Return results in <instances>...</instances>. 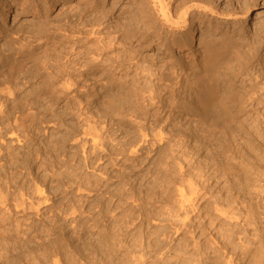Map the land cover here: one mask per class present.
Instances as JSON below:
<instances>
[{
  "label": "rangeland",
  "instance_id": "rangeland-1",
  "mask_svg": "<svg viewBox=\"0 0 264 264\" xmlns=\"http://www.w3.org/2000/svg\"><path fill=\"white\" fill-rule=\"evenodd\" d=\"M6 1L8 2V0L3 1L4 4ZM24 1L25 4L20 6ZM28 1L11 0L8 9L0 6V264H201L203 261L209 264V260L216 262H212L213 264H244L242 246H252L257 242L256 239L264 235V231L261 230L264 214H261L262 210L258 208L255 216H260L256 218L254 216L252 220L244 218L247 214L245 190L237 187L238 182L234 177L229 176L227 180L228 174L224 173L225 164L222 163L224 166L221 164L224 159L219 162L214 159L216 150L220 151L222 148L206 144H198V146L191 140L186 141L185 146L177 144L170 148L165 146L163 141L159 142L156 137L159 127L162 128V136L166 137L169 136L170 125L173 123L177 124L176 129L179 128L178 126L187 128L194 125L195 117L190 112L186 114L184 110H175L169 121L167 119L169 113L165 111L167 109L160 112L161 108H158L160 104L155 107L144 106L141 102L133 105V102L128 100L129 106L127 103L125 105L127 111L134 107L137 113L148 112V119L138 120L144 123V126H141L139 122L134 123L128 113L121 115L120 104L119 113L116 107L119 99L115 96L112 97L115 101L114 109L112 111L105 109L103 105L101 106L99 98L92 100L84 90L87 85H93L98 92L107 90L112 93L118 89L115 84L106 83L104 77L101 80V74L107 73L102 67L86 70V67L80 68L75 64L76 67L70 70L69 75H63L62 79L60 75L59 79H55L54 74L58 69H63L65 57L71 51L75 53L82 46L90 45L85 38L89 26L84 24L94 13L95 8L91 7L94 5L93 0H57L56 3H52L56 0ZM95 1L102 3L104 8L108 9L105 25L107 23L113 25L117 20L122 21L127 15L131 16L128 12L132 8L131 0ZM113 2L117 5L115 4V8L109 11V4ZM34 7L39 11L37 17L27 13ZM253 15L254 12H251L248 17L249 24ZM199 34L195 31L193 35V42L190 45L194 50L193 54L187 48L182 50L175 48L170 56L178 57L180 62L195 59ZM132 41L140 48L138 51L142 55L139 56L140 59L157 55L162 58L168 57L166 54H158L155 46L145 44L143 40L137 42L132 39ZM63 51L67 53L66 56ZM112 53L115 54L109 52L108 56L114 55ZM262 53L264 54V49ZM130 70L126 69L128 73L131 72ZM118 72L116 69L112 72L113 75L110 74L111 81H116ZM67 76L70 81L75 82V88L71 87L73 89L71 93L66 90L65 93L64 89L60 88L63 79ZM49 80H53L52 84ZM145 80L147 77L140 79L141 82ZM160 83L163 84L162 81ZM17 106L19 109L16 108ZM14 107L19 113L22 112L20 116ZM26 110L31 111L26 112ZM157 111L161 114L159 118L157 117L158 120L153 116L158 114ZM29 112H32L31 115ZM22 114L24 117L20 118ZM25 115L28 117L26 118ZM181 115L184 116L180 119ZM141 116H144V113ZM23 118H26V121L22 120L23 124H21L19 121ZM86 118L89 126L92 125L94 128L95 132L92 134L103 132L100 134V139L103 138L104 142L98 141L102 145L99 143L98 146L96 142L99 148L103 146L102 151L95 147V144H91L90 135L85 136L84 128L88 125ZM27 120L31 122L28 123ZM15 121L19 124L17 127ZM141 133H146L147 137L143 138ZM134 135L139 139L137 142L140 139L141 141L134 142L138 146L132 144L133 149L130 142L135 140ZM175 138L177 139L178 136ZM104 146L109 150L112 148L113 150L110 151L112 154ZM128 147L131 148V152L128 151ZM90 148L94 150L91 151ZM160 148H165L168 154L161 157ZM181 150L189 152L194 162L201 161V165L205 166L204 170L210 175L208 182L212 188L207 189L206 198L194 202L196 207L192 210L193 213L189 214L195 217L193 222L191 221L192 225L197 221L204 223L206 232L205 237L201 236L203 240L201 245L195 243L196 241L194 242L186 233L182 234V228L181 232L180 229L174 232L182 225L180 221H186L183 220L184 211L186 209L190 211L188 206L184 209L179 207L178 191L175 188L179 178L178 162L182 160ZM230 150L232 152L239 150L240 155L242 153V148L231 146ZM116 151L119 153L117 154ZM227 152V156L234 155L230 151ZM238 156L236 155L237 158L234 157L235 159L232 160L238 162L241 158L243 162L245 161L243 155ZM221 202L222 205L219 204ZM212 205L221 208L222 213L213 211ZM209 219L213 221L210 222ZM256 220L261 224H256ZM249 221L254 222L250 224ZM23 234L24 236H21ZM224 238L233 242L228 243L226 247L223 243ZM213 239L216 240L215 242L219 239L218 243L213 242V244ZM213 248L218 250L214 249V251ZM166 250L169 254L168 252L165 254ZM201 250L203 255L200 254ZM198 254L202 256L199 257ZM262 262L264 264V257Z\"/></svg>",
  "mask_w": 264,
  "mask_h": 264
},
{
  "label": "bare ground",
  "instance_id": "bare-ground-1",
  "mask_svg": "<svg viewBox=\"0 0 264 264\" xmlns=\"http://www.w3.org/2000/svg\"><path fill=\"white\" fill-rule=\"evenodd\" d=\"M3 1H5V0H0V6H3L2 8L8 9L10 4H11V0H8V2L6 1L5 4ZM113 1H115V0H113ZM56 2H57V0L53 1L52 3H56ZM92 3H94V5L91 6L92 9L95 8L94 13H92L93 15L91 16V18H88V20H86L85 24H84L86 26L87 25L89 26V29H87V31H86L85 38L88 40L87 42L90 43V45L82 46V48H80V50L77 49V51L75 53L73 51H71L69 53V55H67V57H65L66 59L64 61V63H65L64 67L62 66L63 69H61V70L58 69L57 73L54 74V78L57 79L61 75L60 77L62 79L63 75L64 76L69 75L70 70H73V67H76L75 64H78L80 66V68L86 67L85 68L86 70H90L94 67L96 69L98 67H102L103 70H106L107 73L103 74L101 72L102 73L101 74L102 76L100 75L101 80H102V77H104L103 79H106V83L109 82V83L115 84L116 86H118V89L112 93H109L107 90L102 91V92H98V91H96V89L94 88L93 85H87L84 89L86 92V95L88 97H91L92 100L95 98H99L101 101V106L103 105L105 107V109H107L109 111H112L114 109L113 106H114L115 101H113L112 97L115 96L116 98L119 99V103L116 104L117 110H118V105L120 104L119 106H120L121 115L122 116L125 114L127 115V113H128L129 117L132 118V121L134 123H136V122L140 123V121H138V120H141V119L142 120L148 119L147 118L148 112L145 113L146 112L145 111L142 113H137L138 111H137V109H134V107L133 108L131 107L130 110L128 109V111H129L128 112L125 109V107H127V106H125L126 103L128 105V100H131L133 102V105L137 104L138 102L143 103L144 106L149 105L151 107H155L158 104H160V106H158V108H161L160 112H162L163 109H165V108L167 109L165 111H167L169 113V115L167 116V119L169 121L171 120V116L175 113V110H178V111L184 110L187 112L186 114H188L190 112L191 115H193L195 117V124L192 125L193 128H192V126L191 127L188 126L187 128L181 126V128H183V129H181L180 126H178L179 128L176 129L175 127L177 126V124H174V123L171 124L170 123L171 125H170V129L168 132L169 136L164 137V136H162V128L157 127L158 128L157 129L155 127L157 129V133H156L157 136L156 137H158L159 142L163 141L165 146H169V148H170V146H174L177 144H180V145L182 144L183 146H185V143L188 140L193 141L197 145L198 144H201V145L206 144V145H214L215 147H218V148L221 147L222 149L220 151L216 150V154L214 156L215 157L214 159H216L217 162L224 159V161L222 160L223 162H221V164L222 163L225 164V172L224 173L228 174V176L226 175L228 177L227 180H229V176L234 177V179L237 180L236 182H238V184L236 183L237 187H240L242 190H245L246 199H247V204H246L247 214L245 213L246 215L244 218L251 219V220L254 219L255 213H256L258 208L259 209L261 208V210H262L261 214L262 213L264 214V54L262 53V51L264 49L263 48L264 47L263 46L264 45V0H131L130 3L132 4L131 5L132 8H130V10L128 11L129 13H131L130 14L131 16L127 15V17H125L124 20H122V21L117 20L116 22H114L113 25L109 24V23H107L105 25V22H106L105 18L107 17L108 9L106 10L105 9L106 7L104 8L102 3L98 2V1L93 0ZM117 3H119V2H117ZM127 3L129 4V2H127ZM24 4H25V1L23 3H21L20 6L21 5L23 6ZM115 4H116V2L109 4V8H110L109 11L112 8H115ZM258 6H260V8ZM77 10H78V8H77ZM123 10H125V7ZM38 12H39L38 8L34 7L33 10H31L27 13L32 17H37ZM251 12H254V15L252 17H250L251 23L249 24V21L247 22V20H248L249 15H251ZM125 14H126V12H125ZM76 16H77V14H76ZM67 17H68V15H67ZM69 17H71V16H69ZM195 31L196 32L198 31L200 33L198 35L199 36L198 37V45L196 48L197 55H195V59L187 61V62H180L178 57L170 56V53L175 48H178V50H182V49L187 48L190 50V53L193 54L194 50L191 48L190 45L193 42V35H194ZM75 34H73V35H75ZM77 34L79 36V33H77ZM69 37H71V36H69ZM132 39L136 40L137 42H141V40H143V43L151 45V46L152 45L155 46L157 49L156 52H158V54H160V53L166 54V55H168V57L162 58V57H159L160 55L158 56L156 54L157 56H154V57L148 56L149 57L148 59L143 58V57H142L143 59H140L139 56L141 55V52L138 53L140 48H139V46H136L133 44ZM54 44H53V46H54ZM49 46H51V45H49ZM72 49H73V47H72ZM112 50H114V51H112ZM47 51H49V50H47ZM109 52H110V54H111V52H115V54L112 53L114 55L108 56ZM57 53H59V52H57ZM66 54L67 53H65V56H66ZM57 55H59V54H57ZM60 56L58 57V59L60 58ZM143 56H144V53H143ZM60 65H62V64H60ZM127 68L131 69L130 73H128L126 71ZM116 69H118V71H119L117 73L118 77H117L116 81L113 82L110 79V74L113 75L112 72H114ZM131 73H133V74L130 75ZM145 77H147V80L141 82L140 79H144ZM72 78H71V80H72ZM46 80H47V78H46ZM161 81L163 82V84L160 83ZM51 82H53V80L50 81V83ZM61 85L62 86H60V88L62 87L64 89V91L66 90V91H68V93H71L73 91V89H71V87H74L75 82L70 81V78L67 76V78L63 79V82ZM81 86H83V85H81ZM51 87H52V85H51ZM7 91H8V89L6 90V92ZM9 91H11V90H9ZM66 91H65V93H66ZM9 93H12V92H9ZM115 100H117V99H115ZM82 101H84V99ZM87 101H88V99H87ZM25 103H26V101H25ZM26 104H29V102ZM23 107H20V109H22ZM31 107H32V105H31ZM31 107H29V108H31ZM16 108L19 109L18 106ZM16 108H15V111L18 112L19 110H16ZM29 108H27V109H29ZM117 110H114V111L117 112ZM20 111H23V110H20ZM28 111H31V110H28ZM28 111L26 110V112H28ZM120 111H119V113H120ZM21 113L18 112L17 114H19V116H20ZM31 113H30V115H31ZM143 113H144V116H141ZM9 114H11V113H9ZM106 114H108V112ZM159 114L160 113L158 112V114L153 115L154 117H156V120H158ZM22 115L20 118L24 117V115L23 116ZM80 115H81V113H80ZM164 116H165V114H164ZM183 116L184 115H181L180 119ZM25 117L27 118L28 115H25ZM26 118H23L20 121H19V119H17V120L19 122H21V124H23L22 120H25ZM32 118H34V116L31 117V120H32ZM12 119L15 120L16 118L12 117ZM28 119H30V117ZM86 119H85V121L88 122V119L87 120ZM31 120H29V121L31 122ZM156 120H154V121L156 122ZM29 121H28V123H29ZM33 122H34V120H33ZM157 123H159V122H157ZM17 124H18V122H16V127H17ZM140 124H141V126L142 125L144 126V123H140ZM91 126H89V122H88L87 128L86 127L84 128L85 129V136L87 134H88V136L90 135L89 137H91V141H90L91 144L93 143V145L95 144L94 145L95 147L99 148L98 147L99 143L101 141H103L102 140L103 138L100 139V134H102L103 132H100V134L99 133L98 134H95V133L92 134L95 131H94L93 126L92 127ZM145 130H146V128H145ZM139 131H142V130H139ZM174 131L177 133L175 134ZM143 132H144V130H143ZM170 133H172V134H170ZM88 136H86V137H88ZM134 136L132 138H134ZM176 136H178L177 139L175 138ZM102 137H105V136H102ZM136 137L137 136H135V140L133 142L131 140V142H130L131 147H132V144L137 145V143H139L141 141V139H140V141L137 142L139 139H136ZM142 137L146 138L147 134L143 133ZM129 140H127V141H129ZM98 141H100V142H98ZM114 141H116V140H114ZM96 142H98V144ZM134 142H137V143H134ZM122 143H124V142H122ZM96 144L98 146H96ZM130 144H128V146H130ZM126 145H127V143H126ZM122 146H123V144H122ZM231 146L237 147V148H242L241 155L238 154L239 150L232 152L230 150ZM95 147H94V149H95ZM102 147H100L99 149L101 150ZM124 147H126V146H124ZM120 148H122V147H120ZM128 148H129L128 151L131 152V150H130L131 148L130 147H128ZM132 148L134 149V147H132ZM94 149L92 148L91 151H93ZM106 149H108V147ZM108 150L106 152H108ZM111 150H113V149L111 148ZM111 150H109L110 154H112L110 152ZM96 151H94V153ZM166 151H165V148H162L159 152V154L161 153L160 156L162 157L165 154H168ZM227 151H230L234 155H231L232 157L227 156V153H228ZM119 152H120V150H119ZM119 152H117V154ZM124 152H125V150H124ZM180 152H181L180 158L182 160L178 162L179 163V178H178L177 183L175 181V183L177 185H175V183H174L173 186L175 185L176 187L175 186L174 187L178 191L177 193L179 196L178 200L180 202V205H179L178 201H177V203H178L179 207L180 208L183 207L182 209H184L185 206H188V208H190V211H189V209L188 210L186 209V211H184L185 217L183 220L186 219V221H180V222H182L181 223L182 225L180 227L176 228L174 230V232L175 233L178 232L179 231L178 229H180V232H181V228H182V231H183L182 234L186 233L187 236L191 237L193 241L194 240L196 241V242L194 241L195 243L201 245V240H202L201 236L205 237L204 234L206 232V229L204 227V223L197 221V223H194L192 225L191 221L193 222L195 217L189 216V214L193 213L192 210H194V207H196L195 203H197L199 200L203 199L204 197L206 198V196H207L206 194L208 193V192H206L207 189L210 187L212 188V186H210V184L208 182L210 175L204 170L205 166L203 167V165H201V163H200L201 161L198 160V161L194 162L195 160L193 159L192 155L189 152H184L183 150H181ZM120 154H122V153H120ZM236 155L237 156L239 155L238 157H240V156L242 157V155H243L245 161L243 162V159H241V158H240V160H242V162H239L240 160L238 162L233 161L235 158H237ZM191 166H193L192 169H191ZM223 168H221L222 171H223ZM61 172H63V171H61ZM177 175H178V172H177ZM165 177H167V176H165ZM207 182H208V184H207ZM234 186H236V185H234ZM39 187H41V186H39ZM219 187H221V186H219ZM36 188H38V187H36ZM231 188H233V187H231ZM231 188H230V190H231ZM240 188H237V190ZM40 190H41V188H40ZM38 192L40 193V191H38ZM206 200H208V199H206ZM231 200H232V198H231ZM216 203H217V201H216ZM219 204L222 205V202ZM226 204H227V202H226ZM221 205H220V207H221ZM216 206L212 205L211 207L214 208L213 211L215 210V211L220 213L221 208L216 207ZM230 206H231V204H230ZM225 207H227V205ZM225 209L228 210L227 208H225ZM195 210H196V208H195ZM199 210H200V208H199ZM67 212H69V210ZM196 212H197V210H196ZM229 212H230V210L228 211V213ZM204 214H205V212H204ZM223 214H227V213L223 212ZM234 214H235V212H234ZM234 214L233 215L231 214V216H234ZM243 214H244V212H243ZM196 216H199V215H196ZM215 216H216V214H215ZM256 216H255V218H256ZM258 216H260V215H258ZM175 217H176V215H175ZM177 217H179V215ZM222 217H224V215ZM227 217L230 218V216H227ZM201 218H202V215H201ZM201 218H199V219L201 220ZM231 218H233V217H231ZM176 219H178V218H176ZM199 219H197V220H199ZM211 220H210V222H211ZM242 220H243V218H242ZM261 220H259V221H261ZM249 222H250V224H252V222H254V221H249ZM90 223H92V221ZM256 224L259 225L261 223H257V220H256ZM262 224H263V227H262L263 229H261V230L264 231V221ZM248 225H249V223H248ZM254 225H255V223H254ZM255 228H256V226H255ZM173 229H174V227H173ZM256 229H258V228H256ZM244 231H245V229H244ZM25 232H26V230H25ZM209 233H207V234L210 235ZM116 234H118V233H116ZM119 234H121V233H119ZM196 234H198L197 238H196ZM178 235H179V233H178ZM21 236H24V234ZM222 236H224V235H222ZM258 237H259V235H258ZM228 238H229V235L227 236V239ZM227 239L226 240H225V238L223 239L224 240L223 243L226 247H227L228 243L231 244L233 242V241L230 242V239L227 241ZM179 240H181V238H179ZM252 240H254V239H252ZM256 240H257V242L256 243L254 242L255 244H252V246H250L248 243H246V244L249 246H242L241 245L242 246L241 252H243L242 253V255H243L242 259L244 260L243 261L244 264H260L262 262V258L264 257L263 256V254H264V235H261ZM215 241L216 240L213 239L212 243ZM218 241H219V239H218ZM218 241L215 242V244H217ZM177 243H178V241H177ZM183 243H185V242H183ZM202 244H203V240H202ZM185 245H186V243H185ZM209 245H211V243ZM212 247H213V245H212ZM204 248H206V247H204ZM214 249L215 248H213V250ZM204 250L208 251L207 249H204ZM213 250H212V252H213ZM229 250H230V248H229ZM166 252H168V251L166 250L165 254H166ZM202 252L203 251L201 250L200 254L203 255ZM212 252H211V254H212ZM173 253H174V251H173ZM181 253H182V251H181ZM183 253H184V251H183ZM189 253H191V252H189ZM168 254H169V252H168ZM23 255H25V254H23ZM170 255H171V253H170ZM216 255H217V253H216ZM218 255H219V253H218ZM141 256H140V260L142 258ZM198 256L201 257L199 254H198ZM207 257L208 256H206V258ZM206 258H204V259H206ZM211 258H209V259H211ZM32 259H34V258L32 257ZM208 260H206V261H208ZM54 262H55V260H54ZM209 262L212 263L215 261L211 262L209 260ZM207 263L208 262L203 261V263H201V264H207ZM197 264H200V263H197ZM262 264H263V262H262Z\"/></svg>",
  "mask_w": 264,
  "mask_h": 264
}]
</instances>
